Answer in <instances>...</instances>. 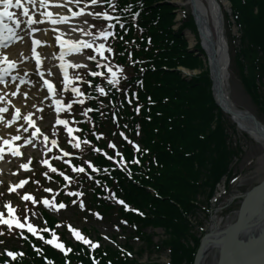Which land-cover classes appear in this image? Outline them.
Here are the masks:
<instances>
[{"label": "trees", "instance_id": "1", "mask_svg": "<svg viewBox=\"0 0 264 264\" xmlns=\"http://www.w3.org/2000/svg\"><path fill=\"white\" fill-rule=\"evenodd\" d=\"M165 1L168 0H115V14L122 20L116 25L111 49L114 60L126 70L124 81L127 82L122 86L130 89V97L128 102L120 101L122 86L116 89L98 81L105 94L94 92L96 101L91 105L96 110L89 116L95 129L108 130L112 126V132L110 110L114 106L120 130L130 138L139 134L144 150L138 152V163H129L133 153L124 143L131 180L119 171L110 173L104 180L122 192L132 209L142 213V216L127 213L123 217L129 225H138L136 235L141 234L147 246L150 247L151 238L142 228H162L167 235L164 245L170 251V264H193L199 239L192 238L194 234L190 233L187 218L194 213L196 198L204 187L210 188L211 194L223 175L230 176L227 168L231 154L225 149L224 132L219 125L221 113L216 116L213 113L217 108L211 99L207 70L189 81L180 79L176 70L179 66L196 70L201 68L203 60L187 50L186 40L179 31L171 30L174 8ZM229 2L243 32L242 52L247 54L254 73L251 86L244 78L242 84L255 103L263 106L256 82L264 78V0ZM138 11V17L134 18ZM182 24L195 32L190 18H185ZM196 48L202 53L199 45ZM85 134L88 138L89 127L85 128ZM96 160L99 166L108 165L101 158ZM112 253L117 259L113 264H137L116 250ZM101 254L99 251L100 257ZM31 255L33 262L44 264ZM53 257L57 264H63ZM106 258L109 257L102 258L103 264ZM76 260L91 264L86 258Z\"/></svg>", "mask_w": 264, "mask_h": 264}, {"label": "rangeland", "instance_id": "2", "mask_svg": "<svg viewBox=\"0 0 264 264\" xmlns=\"http://www.w3.org/2000/svg\"><path fill=\"white\" fill-rule=\"evenodd\" d=\"M177 4L175 6L177 7V10L175 11L176 19L182 17V13L187 14L190 16L189 8L184 5L185 0L180 1L176 0ZM225 7L223 8L224 11L227 10V6L229 5L227 1ZM85 6V5H84ZM91 14L93 16H89V18H85L81 20L82 24L84 25L85 34H87L90 37H95L98 39L97 42L101 45L100 40H102V33L108 32V28L102 26L103 24L96 20L94 17V14H99V11H101V7L97 4H91ZM102 26V27H100ZM227 27H228V33L231 35V47L229 53L232 54L231 56V62L229 64V88L231 90L230 98L233 99L234 103L239 109H244L249 111L252 115L254 114L258 120H260L264 124V78L260 79L261 81H258L257 79V86L258 92L260 93V103L263 104V106L258 105V103H255V101L250 97V94L248 93L246 87L241 84L242 78L246 80L248 86H251V80H253L254 73L252 71V66L249 65V60L247 57V54H245L241 51L243 49V45L241 43H238L235 29L233 28V23L228 19L227 21ZM224 35L227 38L228 34L224 30ZM229 38V37H228ZM229 42V41H228ZM188 49V48H187ZM237 51V52H236ZM236 52L239 66L235 65L233 63V55ZM86 55L85 53L82 54V58L84 61V64L82 67H75V69L71 70V75L68 76L67 85L65 89L62 91L63 97L66 96V98L69 101H65L63 107H60L57 111L59 116H64L65 114H68L71 116L72 114L76 116L78 114V110H71V107L68 105V103H75L76 97H72L73 95V88L77 87L78 84L77 78L79 76H82L85 73L86 69H91L94 62L98 61L96 58H99V52L95 50L94 54L88 53ZM94 58L96 60H94ZM241 58V59H239ZM104 64L103 60L98 61V64ZM109 65V64H107ZM249 66L251 70H249ZM201 68H198L196 70H191L188 68L179 69L180 71V79L183 80H191L193 77L196 78V76L200 75L201 73L205 72L206 67L204 62L201 63ZM79 68V69H78ZM208 75V73H207ZM242 77H241V76ZM59 79V83L61 84L63 81L66 80V77L62 78L60 76H57ZM209 80V79H208ZM77 95V94H76ZM71 98V100H70ZM40 101V99L38 100ZM38 106H42L37 104ZM218 110V109H217ZM213 110L214 116L218 114V112L221 113V118L219 125H221L223 132H224V143H225V149L231 154L230 156V162L228 163V170H230L231 176H236L235 179L231 182H229L228 178L223 176V178L213 187L210 192V188L204 187L202 189V192L197 196V204L199 207H196L193 211L194 213H191V215L187 218V222H189L191 233L194 235L192 238H199L200 241L207 234L208 228L212 222V219L217 220L219 223H221L222 226L225 224H236L238 221V212L240 210L241 202L243 198L240 196L244 194L248 189L254 187L258 181L264 180V148L259 145L257 142H253V140L244 132L242 133L239 131L234 122L230 121L229 118L225 115V113L221 110L217 111ZM47 114H49V118H46L42 125L48 129L49 136L60 133V131L53 128V118L50 116L52 115L51 111L45 110ZM51 113V115H50ZM216 118L214 119V121ZM218 125V124H217ZM213 127H216V124L213 125ZM67 138L74 139L73 134L70 132H64L63 133ZM73 145V144H72ZM224 146V145H223ZM222 146V147H223ZM62 148L66 147V144L61 145ZM37 156L41 154V152H36ZM52 159V158H51ZM60 160V157L57 158ZM34 161V168H38V165H36ZM10 164L6 163V167ZM36 170H34L35 173ZM46 170L41 169V178H38L35 180V174L31 176V181L29 183V188L31 192L35 193L38 191V196L47 199L50 197L48 190H57V184L51 182L47 175H45ZM14 169H6L3 173L0 171V181L4 182V186H2V193L0 195L1 198L8 199V201H11L12 203H16L17 208L20 207L22 210L23 215L26 212V205L21 206L19 204V197L18 195L11 194L8 191V187L5 186V183H10L15 180V177L13 175ZM46 176V177H45ZM35 181H34V180ZM33 180V181H32ZM39 183H41L45 189H47L46 192L42 193V189L40 192L39 189ZM209 193V195H208ZM33 207V206H32ZM51 209V206H49ZM30 215L34 214L32 212H29ZM56 217H60L62 219L67 220L70 225L77 229L78 231H81L80 229L83 227L87 228H94L98 233L101 235H106L107 237H112V235L120 236V231L117 230L113 225H110L109 222L106 221H97L96 219H89L86 221L85 218L82 216L80 217L78 214V210L73 207L69 209H61L58 211V215ZM28 222H31V224L37 223V220L34 218H27ZM147 235L151 238V247L147 246V243H144V241H137V243L128 240L130 242V245L134 248V251L139 255L137 258H139L143 262H154L156 264H169V261L171 260V256L168 253V248L165 247L164 242L167 240V235L164 234V231L162 228L151 230L150 228H147L145 230ZM130 237V236H129ZM188 239V244L190 248H192V239ZM157 247V249H156ZM195 252V257H196ZM216 250L212 251L209 255L206 264H212L214 262Z\"/></svg>", "mask_w": 264, "mask_h": 264}, {"label": "bare ground", "instance_id": "3", "mask_svg": "<svg viewBox=\"0 0 264 264\" xmlns=\"http://www.w3.org/2000/svg\"><path fill=\"white\" fill-rule=\"evenodd\" d=\"M185 1L191 6L193 19L195 20V23H197L196 29L201 33L202 28L207 26L206 30L208 34H205L206 32H204L205 37H203V45L207 50L208 55H210L211 60L209 64L208 60H206V67L211 68V77L218 88V91L212 95V98L218 101L221 108L225 110L226 113L229 112L227 115L229 116V119L232 118L231 120L237 125L238 130L245 131L253 142H257L264 148V140L256 129L248 120L244 119L243 115L238 111L230 110V103L228 102L226 95L221 94L220 86L224 78L222 66L223 56L216 55V51H218V43H220V39L222 36L224 37L220 18H222L221 8L226 4L225 0ZM22 2L29 8V14L37 22L29 25L27 23L28 17L17 12L15 19L20 21L19 27H16L15 23L11 27L15 30L16 35L22 38V41H20L18 45L23 49L26 45L25 36L30 32V36L34 41H40V43L39 48L35 51L31 50V44L29 43V46L24 48L26 56L23 55L24 53H22V50H18V52L7 50L2 56V60L7 57V60L12 61L17 65L15 68L13 66L11 71L8 72L9 79H16V83L14 85L7 83L0 87V107L6 106L8 108L10 107V109H12L13 105L19 101L20 98L19 104L28 100L26 96L21 93L19 94V91L20 89L27 88L28 82L32 77V66H35L36 70H40L44 81L51 82V75L49 74L50 69L47 65L48 58H46L40 50L41 46L44 44L42 39L48 37L50 32L54 33L55 40H57V37H60V41L57 40L59 52L55 53L53 58V62L56 63L58 69L62 72H67L71 65H81L83 63L80 56L81 50L73 51L66 43L63 47L61 46V41L83 42L84 40V28H82V25L80 24L81 16L74 15V11H72L73 4H71V1L48 0L46 8H41L39 6V0H34L35 6L29 4L28 0H22ZM51 4H59L60 7H50L49 5ZM186 6L189 8L188 5H185V7ZM46 11L53 13V19H59L63 22L55 24L51 23L49 19L41 15V13ZM187 34L189 36V43L192 45L195 41L194 37L188 31ZM89 40L92 41V39ZM80 49H82V47ZM50 51H54L52 47L50 48ZM34 53H37L36 61L32 60ZM61 56H63V59H61ZM38 59L39 64L37 63ZM62 64L65 65L64 68H61ZM20 79L24 81L23 84H19ZM224 88L226 89L227 86L225 85ZM225 89L222 90L224 91ZM220 106L218 108H220ZM17 109L20 110V108L16 107L13 112L17 111ZM231 112L234 113V115H230ZM2 119L3 116L1 117V120ZM11 126V122L4 121L1 123L0 134L5 132V130ZM5 141H8V143L6 144ZM0 145H10L9 148H11L13 142L2 140L0 137ZM240 197L243 198V200L241 202V210L238 212V214L241 213L239 222L222 226L217 220L212 219L207 234L202 238L201 247L196 254L197 257L195 264H206L209 255L215 250L218 255L215 256V260L212 264H215L216 260L219 259L222 253L224 255V258L221 261L222 264H242L248 258L251 260L254 259L256 263L264 264V180L258 181L254 187L248 189ZM239 223H241L240 225H242L243 228L240 229L234 240L232 239L234 236L233 233L236 232L235 229Z\"/></svg>", "mask_w": 264, "mask_h": 264}, {"label": "snow or ice", "instance_id": "4", "mask_svg": "<svg viewBox=\"0 0 264 264\" xmlns=\"http://www.w3.org/2000/svg\"><path fill=\"white\" fill-rule=\"evenodd\" d=\"M109 2H110V0H109ZM28 3L29 4H33V6H35L34 0H28ZM91 3L92 4H96V3H98V0H91ZM0 4L3 5V8H0V26L3 25L4 18H7L9 20H13V22L16 25V27H19L20 21L18 19H14V13L12 11H10V9L13 8V7H15L17 9H22V15L28 17L27 23L29 25L34 24V23L37 22L29 14V8L25 6V4L22 2V0H0ZM47 4H48V0H39V6L41 8H46L47 7ZM81 12H83V9H81ZM76 14L77 13H74V15H76ZM41 15H43L44 17H46L47 19H49L51 21V23H53V24L63 22L62 20H59V19H53L52 18L53 17V13L50 12V11L43 12V13H41ZM104 16H105L106 19L107 18H110V17H108L107 13H104ZM121 27H123V25H121ZM5 31H6L7 35L0 34V40L12 39L13 37L19 38V37L16 36L15 30L11 26L6 27L5 28ZM102 35L104 37H107V36L110 35V33L103 32ZM57 40L60 41V37H57ZM34 43L39 44L40 41H34ZM65 43L68 44V46L73 51H79L81 47H91V45H89L87 42H78V41H67V42L61 41V46L63 47ZM103 49H104V45L101 44L100 47H99V49H97V51H100V53L102 55L103 54V51H102ZM61 59H63V56H61ZM3 62L6 63L9 67H13L14 66V63L12 61L7 60V57L4 58V61ZM37 63L39 64V59L37 60ZM72 66L73 67H76L78 65H72ZM64 67H65V65L62 64L61 65V68H64ZM109 71L112 72V69L109 68ZM112 75H113V79L110 80V83H112V84L118 83V81L115 79V75L116 74L113 72ZM65 77H66V80H67V72H65ZM45 83L48 85L49 91H52L53 90V86L51 85V83L48 82V81H45ZM72 90H73V92H76L77 94L82 95V93H79L78 92V89L73 88ZM100 91L103 92L104 90L101 88ZM57 103L59 104L60 102L57 101ZM17 112H19V109H17ZM58 122L59 123H64V121H58ZM69 132H71V129H69ZM5 143L7 144L8 141H5ZM113 147H114V145H113ZM13 154L14 155H18L19 153L18 152H14ZM24 167H27V165H24ZM53 170H55V169H53ZM79 170L80 171H83V169H79ZM49 191H50V189H49ZM30 198L31 197H29L28 195H25V197H24V199H30ZM33 202L35 203L36 201L33 200ZM119 202L121 204H124V201H122V200L119 201ZM44 203L47 205L49 202L47 200H45ZM59 207H64V205L61 204V205H59ZM9 211H11V209H9ZM0 223H7L9 225V228H11L12 222L11 221H7V220H4L2 218V214H0ZM16 224H17V227H19V228H24L25 227V225L22 224V223H20L18 220L16 221ZM27 228H28V231L29 232H32L34 235H39L38 232H37V229L32 224H28L27 225ZM69 228L73 232V234L76 235L77 239L82 240L83 243L89 244L93 248L97 246L95 244H91L89 240H87L82 235H80V233L78 232L77 229H73V228H71V226H69ZM40 238L41 239H44V237H42V236ZM57 240H58V237L53 232L52 233V238L46 240L45 242L48 243V244H50V245H53L54 247H56L58 249H60L61 251H63L65 253V255L67 254V252L71 251L70 248H65V246L63 245V243H58ZM8 255L11 256V257H13V258H15L16 255H18V253H14V252L9 251L8 252ZM19 255H22V253H19ZM93 264H96V261L95 260H93Z\"/></svg>", "mask_w": 264, "mask_h": 264}, {"label": "water", "instance_id": "5", "mask_svg": "<svg viewBox=\"0 0 264 264\" xmlns=\"http://www.w3.org/2000/svg\"><path fill=\"white\" fill-rule=\"evenodd\" d=\"M206 29H207V26H205V28L203 27L201 33L198 30V34H200L201 45H202V47H203V49L205 51V54H206V56L208 58V64H209V62L211 60V57H210V55H208V52L204 48V45H203V37H205V34H208ZM204 32H206V33L204 34ZM208 37H209V35H208ZM218 44H219L218 45V51H216V55L223 56V60H222V63L223 64H222V66H223V77L224 78H223L222 84L220 86V88H221V94H225L226 95V98L228 99V91H227V88L226 89L224 88L225 85L227 86V77H226V74H227V71H226L227 70V66L226 65H227V62H228V55L226 54V44H224L223 38L220 39V43H218ZM221 46H222V48H221ZM209 78L211 80L212 95H214V93L218 91V88H217V85L214 82L213 78L211 77V68H209ZM222 89H225V90L223 91ZM215 102H216L217 106L219 107L220 104L218 103V101L215 100ZM228 102L230 103V110H232V111L235 110L236 112L238 111L241 115H243L244 119L248 120L251 123V125L256 129V131L259 133V135L264 140V125L259 120H257L254 117V115H252L250 112H248L246 110H240V109L235 108L234 105L231 103V101L229 99H228ZM220 108H221V106H220ZM221 110H223V109L221 108ZM223 111H225V110H223ZM227 113H229V112H227ZM231 114L234 115V113H232V112L230 113V115ZM240 210H241V208H240ZM239 218H241V213L238 214V218H237L238 221L237 222H239ZM240 224L241 223H239V225H237V227L235 229L236 232L233 233L234 236L232 235L233 236L232 239H234V240L236 239V235L239 233L240 229L243 228L242 225H240ZM226 249H227V246H226ZM223 258H224V255L222 253V255H220L219 259L215 262V264H222L221 261H222ZM195 261H196V258H195ZM195 261H194L193 264H195ZM242 264H261V263H256L254 261V259L251 260L250 258H248Z\"/></svg>", "mask_w": 264, "mask_h": 264}]
</instances>
